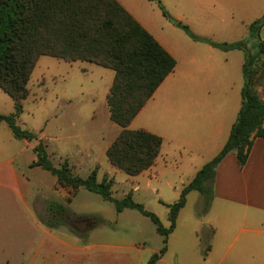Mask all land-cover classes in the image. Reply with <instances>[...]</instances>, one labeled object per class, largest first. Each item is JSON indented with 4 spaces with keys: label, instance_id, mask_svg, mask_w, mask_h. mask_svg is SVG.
<instances>
[{
    "label": "rangeland",
    "instance_id": "374dc122",
    "mask_svg": "<svg viewBox=\"0 0 264 264\" xmlns=\"http://www.w3.org/2000/svg\"><path fill=\"white\" fill-rule=\"evenodd\" d=\"M118 1L179 62V67L166 80L164 87L148 101V111L144 112L160 117V113L164 114L172 106L171 100L180 99V93L186 86L192 89V98L198 100L199 88L204 86L203 79L210 67L224 65L231 68L234 86L235 76H238L237 85H244L245 52L214 49V53H206L209 45L194 41L181 26H187L203 40L220 44L245 42L247 52L257 55L258 38L252 35L250 25L256 15L251 10L258 7L259 0ZM255 71L254 89L264 100V55L258 59ZM114 75L113 70L93 63H70L41 57L29 81L30 93L23 102L18 126L43 141L49 161L55 168H60L67 160L76 176L87 178L96 171L99 183L105 177L113 180L114 200H123L132 192L133 201L154 214L168 229L171 225L170 206L180 199L183 189L212 160V156L210 152L190 154L176 148L174 138L183 139L182 130L172 127L170 130L157 119L156 127L161 131L158 135L163 137L164 142L155 166L138 176L127 175L113 167L106 152L122 130L111 120L107 104ZM196 109L192 108L193 115L197 114ZM15 111L14 100L0 89V115L9 116ZM135 127L131 125L129 129L134 130ZM7 134L12 139H7ZM31 143L34 147L38 144L34 141L27 146L24 140L14 137L7 125H0V145L6 149L0 150V159L8 155L15 159V170L22 180L26 205L31 212L37 213L44 225L57 227L58 217L50 219L45 215L46 205L56 203L53 187L57 177L42 168L30 167L36 160V154L29 148ZM207 186L213 192L209 204L198 191L187 196L176 228L169 235L165 262L161 264L214 263L213 253L207 251L213 235L209 221L231 209L221 208L218 202H213L215 180L207 182ZM12 194L0 189V216L9 215ZM62 202L61 205L76 212L77 216L68 210L61 218L66 225L83 233L86 240L90 236L92 241L141 242L157 253L164 247V237L158 233L157 225L137 210L126 209L119 213L115 202L85 189L78 190L72 204L70 198ZM22 209L28 213L29 209ZM222 221L229 227L237 225L230 218ZM92 226H96L97 231L89 233L88 229Z\"/></svg>",
    "mask_w": 264,
    "mask_h": 264
},
{
    "label": "trees",
    "instance_id": "16d2710c",
    "mask_svg": "<svg viewBox=\"0 0 264 264\" xmlns=\"http://www.w3.org/2000/svg\"><path fill=\"white\" fill-rule=\"evenodd\" d=\"M263 25L264 16L250 25L252 35L258 38L257 55L247 52L245 42L215 43L203 40L187 26H181L194 41L205 42L225 52H245V83L242 107L228 141L183 189L180 199L170 206L171 225L168 229L154 214L133 201L132 192L123 200H114L113 180L105 177L99 183L96 171L87 178L76 176L67 160L60 168H55L49 161L43 141L21 129L17 123L23 112V102L30 93L29 81L41 57L70 63H93L115 72L107 104L111 120L122 130L106 152L108 161L130 176H138L155 165L163 139L128 127L174 72L177 62L117 0H0V89L14 100L16 109L12 115H0V125H7L17 139L37 141L33 148L36 160L30 167L52 173L62 187L71 188L73 192L85 189L96 193L107 201L115 202L119 213L132 209L151 218L158 233L164 237V247L149 261V264H157L167 253L169 235L176 228L178 215L186 206L189 193L198 191L209 204L213 192L207 182H214L216 170L225 157L234 153L239 165L244 167L254 139H264V100L254 89L256 63L264 55V41L259 39ZM49 212L50 219L58 217L57 226L65 224L61 218L67 212L64 205L52 203Z\"/></svg>",
    "mask_w": 264,
    "mask_h": 264
},
{
    "label": "crops",
    "instance_id": "0c3cea01",
    "mask_svg": "<svg viewBox=\"0 0 264 264\" xmlns=\"http://www.w3.org/2000/svg\"><path fill=\"white\" fill-rule=\"evenodd\" d=\"M251 11L256 14L252 23L261 19L264 16V0H259L258 7ZM133 18L141 24L134 16ZM259 39L264 41V25ZM214 49L217 48L209 45L205 52L214 53ZM165 50L176 60L171 51ZM176 62L175 69L179 67V62ZM208 71L203 79L204 86L199 88L198 100L192 98V89L186 86L180 93V99L171 100L172 106L164 114L160 113V117L144 112L148 111L147 103L130 124L136 125L133 131L144 130L160 137L158 134L161 131L156 127L158 119V123L170 130H182L183 139L174 138L176 148L190 154L210 152L214 159L228 141L237 120L242 107L244 85L238 86V76H235L234 86V74L227 66L210 67ZM172 74L156 92L164 87ZM193 107L197 108V114H192ZM174 133L177 136L175 131ZM7 139H12V136L7 134ZM25 142L28 146L29 142ZM31 145L29 148L33 149L34 144ZM1 149L6 151L0 145ZM14 160L10 155L0 159V189L13 193L9 203V215L0 216V264H149L151 257L157 253L141 242L130 244L126 241H92L90 236L86 240L83 233L66 224L57 227L44 225L37 213L31 212L25 203L22 180L15 170ZM56 186L53 187V192L56 193L54 198L58 204L64 203L62 200L68 198L72 204L78 196V191L75 196L71 195V188L59 186L58 181ZM214 201L221 208L231 211L221 212L209 221L213 229L209 250L213 253V264H264V139H254L244 167L239 165L234 153L228 154L220 163L215 176ZM45 202L48 203V199ZM23 207L29 209L28 213L23 211ZM68 210L77 216L76 212ZM45 215L51 218L48 204ZM225 218H230L237 225L227 226L222 221ZM95 228L96 226L90 227L88 232H94ZM164 262L165 255L157 264Z\"/></svg>",
    "mask_w": 264,
    "mask_h": 264
}]
</instances>
